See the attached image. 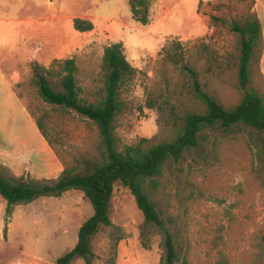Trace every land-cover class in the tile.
Returning a JSON list of instances; mask_svg holds the SVG:
<instances>
[{
	"label": "rangeland",
	"instance_id": "rangeland-1",
	"mask_svg": "<svg viewBox=\"0 0 264 264\" xmlns=\"http://www.w3.org/2000/svg\"><path fill=\"white\" fill-rule=\"evenodd\" d=\"M247 14L262 32L249 87L264 99V0H150L146 27L132 18L128 0H0V175L53 180L64 168L83 173L103 153L91 121L41 101L34 65L48 69L73 58L80 97L91 101L102 86L104 48L122 43L138 74L122 92L115 147L170 140L196 107L193 77L183 67L218 103L238 102L240 36L230 25ZM76 18L93 30L75 31ZM48 81L60 91L59 77ZM27 107L41 117L50 145ZM146 190L161 226L144 225L128 188L114 183L111 226L92 237V264H161L167 235L178 263L213 264L223 256L229 264H264V133L241 125L207 128L198 147L166 163ZM5 210L0 197V264H54L93 215L76 190L15 205L7 222Z\"/></svg>",
	"mask_w": 264,
	"mask_h": 264
},
{
	"label": "trees",
	"instance_id": "trees-1",
	"mask_svg": "<svg viewBox=\"0 0 264 264\" xmlns=\"http://www.w3.org/2000/svg\"><path fill=\"white\" fill-rule=\"evenodd\" d=\"M128 2L132 18L146 27L150 0ZM211 20L220 19L211 17ZM72 24L73 29L80 33L93 30V24L88 20L76 18ZM230 29L240 36L238 80L241 96L238 102L230 107L218 103L201 89L196 72L183 67L193 77L192 91L196 107L183 114L181 124L174 130L170 140L141 139L136 144L126 145L122 150L115 147L114 121L125 109L122 92L126 84L138 74V70L127 61L122 43L104 48L102 86L99 95L91 101L80 97L82 91L76 83L78 68L73 58L55 61L48 69L34 65L32 76L41 101L53 108L71 110L91 121L97 128L103 153L98 163H86L83 173H79L76 167L64 168L58 178L53 180H24L22 177L0 175V197L6 202L5 222L15 205L28 204L40 197L57 198L69 190L79 191L90 203L93 215L80 226L75 246L54 264H71L76 258H81L85 264H92L91 239L101 227L111 226L110 200L113 185L119 182L133 196L144 225L160 227L159 213L146 187L153 186L154 179L160 176L166 163L178 162L184 152L196 149L199 141L205 137V130L215 125L223 129L241 125L264 133V99L249 87V66L261 51V25L255 15L247 14L240 21L231 23ZM54 76L59 77L60 91H56L48 81V77ZM27 110L42 138L50 145L41 117H37L29 107ZM165 248L161 264H185L183 261L178 263L169 235L166 236ZM213 264L229 263L221 256Z\"/></svg>",
	"mask_w": 264,
	"mask_h": 264
}]
</instances>
